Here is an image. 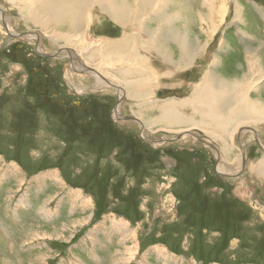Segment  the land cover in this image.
<instances>
[{"label":"rangeland","instance_id":"1","mask_svg":"<svg viewBox=\"0 0 264 264\" xmlns=\"http://www.w3.org/2000/svg\"><path fill=\"white\" fill-rule=\"evenodd\" d=\"M3 1L0 264H264V177L239 165L240 153L245 152L247 166L264 158V99L256 97L257 93L264 96V86L254 92L262 83L257 79L264 77V55L258 58L260 66L247 64L241 55L248 41L239 43L248 40L249 34L264 38V20L257 14H264V0H226L229 6L223 22L212 39H206L207 46L201 47L205 51L196 64L192 67L193 59L186 54L176 53L171 59L170 50L164 49L178 73L164 81L167 87L135 101L126 99L118 86L126 69L118 67L113 77H103L98 85V75L80 64V60L85 62L82 52L71 53L70 45L49 34L54 29L71 37L87 36L93 50L104 55L103 62L111 55L131 58L128 53L143 44L136 51L139 65L148 70L154 67L150 73L156 74L157 66L166 75L151 45V37L165 41L159 20L151 18L150 28L130 24V30L123 29L122 44L116 48L110 47L104 36L120 34L122 29L112 22L102 28L93 1L87 12L91 22L71 29L54 24L50 16L56 15L51 12L44 13L63 4L53 0L54 4L46 3L49 0ZM236 3L242 7V23L233 18ZM29 12L50 26L30 23ZM33 31L41 35L39 48L31 37ZM26 32L29 39L23 35ZM189 34L204 42L201 30L194 28ZM17 50L21 56H12ZM53 52H58L56 57L45 56ZM215 54L220 55L218 66L210 63ZM69 57L72 60L67 64L64 58ZM208 65L213 69V82L224 80L227 84L222 88L244 90L246 101L240 115L224 114L223 132L208 133L215 142L199 129L174 130L197 122L190 117L185 125L177 123L168 131L159 121L142 128L137 118H152L160 110L140 105L169 98L192 101L190 84L200 86L201 71ZM246 69L250 74L241 77ZM95 71L103 72L98 67ZM66 72L73 81L65 78ZM139 76L135 73L125 78L134 81ZM105 79L115 88L103 82ZM78 86L81 94L74 91ZM61 100L66 107L61 106ZM119 103L122 106L116 114ZM253 115L262 119L251 125L255 133L247 124ZM190 135L208 139L220 154ZM156 140L163 143L151 144Z\"/></svg>","mask_w":264,"mask_h":264},{"label":"bare ground","instance_id":"2","mask_svg":"<svg viewBox=\"0 0 264 264\" xmlns=\"http://www.w3.org/2000/svg\"><path fill=\"white\" fill-rule=\"evenodd\" d=\"M92 1L94 2V5H96L98 8L97 15L99 13V15L101 16L99 15L98 16L102 17V22H101L102 28L105 27L107 22L108 23L112 22L115 25L118 24V26H120L122 29L120 34H118L117 32V34L115 33L116 35L104 36L110 47L117 48L122 44V35H125L123 29L130 30L131 28L130 24L137 23V25H146L148 28H150V19L156 18L157 20H159V22L162 25H164L165 41H162V39L161 40L157 39L156 37L153 36L154 38L151 37V39H153L151 45L154 48L153 52L155 53V57L157 58L156 62L163 64V67L166 69V75H164V71L159 70L157 66H156V70H157V74H156L155 71H153V73H150L151 70L155 69L154 67H151V69L148 70L147 67L139 65L138 61L140 60V58L136 56V51L139 50V47H142L143 44L134 46L131 53H128L129 55L127 56L131 58H125L123 56L115 57L111 55L105 62H103L105 58L104 55H102V52L96 53L93 50L92 43L89 40V38H87V36L86 37L68 36L67 35L68 29H71L73 26L75 27L76 25L78 26L79 24L82 26L84 21H88L86 22V25L87 23L91 22V18L89 20V16H87V12H89L90 7L92 6L90 5L89 2ZM56 2L59 5L63 4V7L49 5L54 7L49 8V10L45 9L44 13L51 12L52 14L56 15V17L54 18L53 16H50L52 22H54V24L57 25H65L68 29H66V31L64 30L67 34L60 33V31L51 29L52 33L49 34V37L54 36L58 40L66 42L68 45L71 46L68 47L71 53L82 52V54L84 55L83 58L85 62L90 65L88 66L89 68L96 69L98 67L99 69H102L103 71L102 74L105 75L104 76L102 74H100V76L98 75L99 77L97 81L98 85L100 84L99 80H101L103 77H113L116 74L117 72L116 70L118 69V67L122 66L123 69H126L124 70L125 72H122V77L118 78L117 80L121 82V85L118 86H120L119 89L121 88L123 89L122 92H124V97L126 99L129 100L131 99L133 101L137 99L151 97L159 89L167 87L165 86L164 81H167L169 78H171L172 76L178 73L176 66L173 63L169 62L165 50L167 49L170 50L169 55H171L172 57L171 59H174L173 57L176 53H178L179 56L186 54L189 55L187 57L191 59H194L195 57H196L195 59H199L202 51L204 52L205 51L204 49L207 46V44H205L206 39H210V40L212 39V33L213 32L215 33L218 26L223 22L224 19L223 17L226 14V11L229 6L226 0H193V1L189 0L187 2L186 1L184 2V0H56ZM240 8L242 7H240L236 3L234 8L233 18H235L236 20L238 19L239 23H242ZM141 10L143 11L138 12ZM257 14L261 18L263 17L262 19L264 20L263 13H261L260 15L257 12ZM28 15H29L28 21L30 23L32 24L34 23L43 28H47V26L48 27L50 26L38 21L36 17L32 16L30 12ZM127 19H129L128 22ZM189 22H191V24H189ZM204 26H206L207 30L204 29ZM194 28H197V30H199V33L201 30V33L205 35V39L203 40L204 42H202L201 40L202 38L199 36L196 35H193L194 37L190 36L189 33L192 30L194 31ZM95 29L97 30L96 25L93 32H96ZM10 33L11 35L16 34L14 32H10ZM32 34L35 35L31 37H34L35 38L34 40H37L36 47L39 48L40 44H38V41L40 40L39 38L41 35L34 31L32 32ZM17 35H19V37L20 36L22 37V35L18 33ZM23 35H27L26 37H28L29 39V35L27 32L24 33ZM242 41H248V44L245 45V48L242 46L243 54L241 56L244 57L243 59L245 63L247 64L252 63L254 64V66L257 67L260 66L261 62L258 58H262V56L264 55V38L262 37V39H260L256 35L249 34L248 40L246 39L239 40V43L242 44ZM204 44L205 47L202 50L201 47ZM222 45L223 43L220 41L219 46ZM248 45L249 47H247ZM230 50L231 52L233 50L231 46H230ZM37 51L38 53H40L39 49H37ZM46 54L45 56H47L48 58L52 57V56L50 57L49 54L47 55ZM215 55L216 56L214 58L212 57L213 59H211L210 63L218 66L219 58L217 57L220 55L218 56L217 54ZM145 56H147V54H145ZM221 60H223V58ZM113 61H118V62H116V64H113L114 63ZM182 61L184 62L185 59L184 60L182 59ZM66 62L67 64L69 63V61ZM85 62L83 63L85 64ZM210 63L209 65H211ZM71 68L73 67L71 66ZM135 73L139 74L140 76L137 77V79H135L134 81H129L125 78L126 76ZM248 74H250V69H246V73L241 74V77H246ZM69 76L70 74L66 72L65 78L69 79V81H73L71 80L72 78H69ZM145 76H148V78L142 80ZM133 77H135V75ZM80 80L81 79L78 78L79 85L81 84ZM257 80L258 82L262 81V83L255 88L254 92H257L259 87L264 86V81H263L264 77H261ZM104 81L105 80H103V82ZM237 83L244 86L243 83H239V82ZM226 84L227 82L224 80L219 79L217 82H211L208 77H205L202 82V85L199 87L192 86V84H190L193 87L189 90L190 94L192 95V99H193L192 101H189L187 99L183 100V98L181 99L169 98L163 101L156 100L150 104H142L140 105L141 107H150V108L158 107V110H160V112L158 113V115L157 114L153 115L152 118L146 117L144 115L139 116L141 119L137 118L138 119L137 121H139V124L142 125L143 126L142 128L144 129L147 126L153 127V124L159 121L160 125L164 129L170 130V129H174V126L177 123L181 125H185L187 122L186 118L190 117L193 120L197 119V122L188 123L186 128H180L174 130L176 132L186 133V131L190 129H196V130L199 129L205 134H207L206 136H208L212 141L215 142L214 138L211 135H208V133L216 132L220 134L221 132H223L225 127L224 114L226 112H235V113L239 112L240 115V109L243 108L242 104H246L245 103L246 101L244 100V97L242 95V93H244V90L237 92L236 90L229 91L222 88ZM124 85L127 87L126 90L123 87ZM80 87L81 86H78L79 90H77L76 88L74 89V91L77 92L78 94H81L80 92H82V88ZM129 87H131V89ZM70 88L73 89L71 86ZM120 96L121 95L118 94L117 98L119 99ZM256 97L259 99L261 98L264 99V96H261V93H257ZM117 105L118 106L115 107L116 109L115 112L116 114H119V108L122 106V104L119 103ZM188 106H190L191 108L188 109L187 108ZM163 107L164 110L161 109ZM145 110H149V109L145 108ZM256 117L260 118L257 115ZM241 126H249V125L242 124ZM249 129H251L254 132L255 128L252 129L251 126H249ZM256 135L258 136V134ZM190 136L193 139L195 138L196 140H198V136L197 137L193 135ZM142 137L146 138V136H143V134ZM238 139L240 140V135L237 138V140ZM206 141H207L206 144L208 146L210 145L212 149H215L214 151L217 154H220L219 150L216 148V145L215 146H213V144L211 145L208 139ZM153 143L155 144V146L156 145L159 146L160 144L163 143V141L156 140L153 141L151 144ZM239 156H240L239 158L240 167L241 165H245L248 168V170L253 172L255 170L259 171L261 175L264 177V158L255 161L250 166L249 165L247 166V164H244V159L246 158L245 152L243 154L240 153Z\"/></svg>","mask_w":264,"mask_h":264},{"label":"crops","instance_id":"3","mask_svg":"<svg viewBox=\"0 0 264 264\" xmlns=\"http://www.w3.org/2000/svg\"><path fill=\"white\" fill-rule=\"evenodd\" d=\"M43 1V0H42ZM53 1H55L56 2V0H53ZM4 2V1H3ZM5 2H7L8 3V1L7 0H5ZM4 2V3H5ZM47 2H50V4H54V2H52L51 0H49V1H46V3ZM253 17V16H252ZM254 17H255V15H254ZM253 17V18H254ZM254 20H256L255 18H254ZM257 21V20H256ZM196 58V57H195ZM193 59V65H192V67L196 64L195 62L198 60V59ZM68 61V60H67ZM69 61H70V59H69ZM237 67V66H236ZM205 69V70H204ZM201 72H202V74H201V78H200V81L198 82V84L201 86L202 85V82H203V80H204V78L205 77H208L209 79H210V81L211 82H213L212 81V79H213V77H214V75H213V69L212 68H210V66L208 65V66H206V68H204ZM211 69V70H210ZM192 88V86L190 85V89ZM189 89V90H190ZM226 90H229V91H233V89H232V87L231 86H229L228 87V89H226ZM230 118H232L233 120L235 119L234 118V115L232 114L231 116H230ZM251 120H252V122H248L247 124H249L250 126L252 125H257V124H260L261 123V121H262V119H260V118H257L256 117V115H253V116H251ZM228 137V139H230V137H229V135L227 136ZM243 150H244V147H243Z\"/></svg>","mask_w":264,"mask_h":264},{"label":"water","instance_id":"4","mask_svg":"<svg viewBox=\"0 0 264 264\" xmlns=\"http://www.w3.org/2000/svg\"><path fill=\"white\" fill-rule=\"evenodd\" d=\"M0 13L2 14L1 16H2V18H3V16H4V13L2 12V10L0 9ZM3 24H4V22H3ZM5 25V24H4ZM64 49H66V48H64ZM58 52H53L51 55H49L50 57L52 56V57H56L55 55L57 54ZM69 59H70V61H71V58L69 57ZM80 60V59H79ZM80 64H81V66L82 67H84L85 69H87V70H89V71H91L92 73H95V74H97V75H99L100 76V73H98L97 71H95V70H93L92 68H89L88 66H86L85 64H83L82 62H81V60H80ZM105 81L108 83V84H110V85H112L108 80H106L105 79ZM113 86V85H112ZM114 88H115V86H113ZM124 118H126V119H129V120H133V121H136L137 119H134V118H130V117H124ZM193 134V133H192ZM237 135V138L239 137V135L238 134H236ZM176 139V138H175ZM198 141H201V142H204V143H206L207 141L205 140V139H201V138H198Z\"/></svg>","mask_w":264,"mask_h":264},{"label":"flooded vegetation","instance_id":"5","mask_svg":"<svg viewBox=\"0 0 264 264\" xmlns=\"http://www.w3.org/2000/svg\"><path fill=\"white\" fill-rule=\"evenodd\" d=\"M11 55L14 56V57H18V56H21V53L19 52V50H17V51H12ZM30 55H31V54H30ZM30 55H27V57H30ZM24 57H25V56H23V58H24ZM67 59L69 60V58H67ZM67 59L64 58V60H67ZM42 96H43V95H42ZM119 98H120V97H119ZM60 102L63 103V105H61V106L66 107V106H65L66 104L64 103V100H61ZM73 102H74V100H72V101L70 102V104L74 106ZM79 104H80V103H79ZM75 106H77V105H75Z\"/></svg>","mask_w":264,"mask_h":264}]
</instances>
